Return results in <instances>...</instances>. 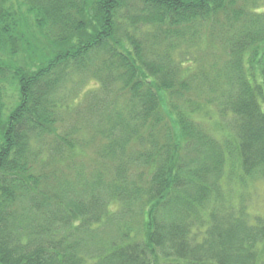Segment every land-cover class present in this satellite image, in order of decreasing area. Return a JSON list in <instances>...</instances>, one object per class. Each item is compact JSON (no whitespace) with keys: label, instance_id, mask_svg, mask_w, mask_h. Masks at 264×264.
I'll return each instance as SVG.
<instances>
[{"label":"trees","instance_id":"16d2710c","mask_svg":"<svg viewBox=\"0 0 264 264\" xmlns=\"http://www.w3.org/2000/svg\"><path fill=\"white\" fill-rule=\"evenodd\" d=\"M263 55L264 0H0V264H264Z\"/></svg>","mask_w":264,"mask_h":264},{"label":"rangeland","instance_id":"374dc122","mask_svg":"<svg viewBox=\"0 0 264 264\" xmlns=\"http://www.w3.org/2000/svg\"><path fill=\"white\" fill-rule=\"evenodd\" d=\"M262 57H264V55ZM257 73H258V81L264 82V64H262L261 62L260 64H258ZM80 85L82 87H81V92L79 94V99H83L84 94L88 90H90L92 87H96L94 82H85V83L82 82V84ZM262 105L264 109V99ZM209 121H211V119H206L205 123H208ZM255 187L256 188H252V191H250L248 194H245V199L246 200L248 199L249 202L248 204H251L254 213L264 216V183H258Z\"/></svg>","mask_w":264,"mask_h":264}]
</instances>
